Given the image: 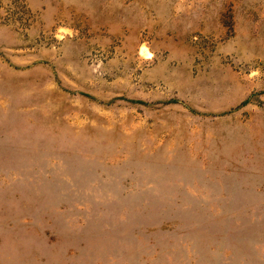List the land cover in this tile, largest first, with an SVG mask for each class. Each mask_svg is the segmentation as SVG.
I'll use <instances>...</instances> for the list:
<instances>
[{"label":"rangeland","instance_id":"obj_1","mask_svg":"<svg viewBox=\"0 0 264 264\" xmlns=\"http://www.w3.org/2000/svg\"><path fill=\"white\" fill-rule=\"evenodd\" d=\"M0 264H264V0H0Z\"/></svg>","mask_w":264,"mask_h":264}]
</instances>
